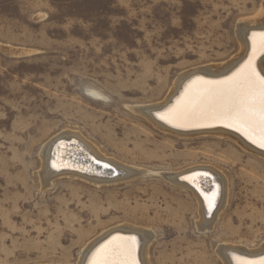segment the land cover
Wrapping results in <instances>:
<instances>
[{
	"label": "rangeland",
	"instance_id": "obj_1",
	"mask_svg": "<svg viewBox=\"0 0 264 264\" xmlns=\"http://www.w3.org/2000/svg\"><path fill=\"white\" fill-rule=\"evenodd\" d=\"M263 2L0 0V264H76L121 224L150 229L151 264H224L222 243L258 248L264 160L227 137L159 129L136 109L163 101L183 71L235 57L238 23ZM66 131L143 173L45 184L42 149ZM196 165L226 180L209 231L190 189L164 177Z\"/></svg>",
	"mask_w": 264,
	"mask_h": 264
},
{
	"label": "bare ground",
	"instance_id": "obj_2",
	"mask_svg": "<svg viewBox=\"0 0 264 264\" xmlns=\"http://www.w3.org/2000/svg\"><path fill=\"white\" fill-rule=\"evenodd\" d=\"M256 11L255 16L241 19L242 22L238 23V30L236 32L238 33L239 51L235 57L222 64L200 66L183 71L178 74V77L174 80L175 82L173 81V87L163 101L151 104L150 106L139 107L136 111H140L144 116L149 118L159 129L161 128L182 136L215 135L227 137L239 146L241 150L251 152L264 160V147H260V133L258 130L250 136L244 130L238 131L236 127H228L225 123L219 121L200 120L195 117H188L183 120L161 119V116L166 114L170 109L183 107L186 88L190 87L193 94L210 88L213 85L205 84L203 81L216 82L224 80L236 72L252 56H254L253 63L256 71L264 75V35H262L264 34V2L259 5ZM198 77L202 78V81H197ZM93 94L98 95L97 93ZM254 140L256 142H253ZM75 154L79 157L76 158ZM72 156L76 159H70ZM41 159L42 167H40L42 169L40 174L45 184L52 177L59 175H72L81 179H88L89 181H104L105 183V181L110 182L111 179L115 181L119 177L126 178L131 177L132 174L143 173L141 170L134 169L135 167L124 166L106 157L85 138L70 131L63 132L47 142L42 149ZM96 161L109 164L110 167L104 168L101 164H97ZM54 164L56 167H53ZM118 170L121 172V176L119 177L114 179L110 176L107 179H104V176V178L102 177V175H115ZM94 171L99 172L94 173ZM203 172H208L219 186L218 196L215 199L214 206L211 208L204 201L200 192L197 191L199 185L193 186L192 183L181 179L183 176L190 177L193 173ZM164 177L190 189L198 204L200 215L197 222L198 228L201 231L211 230L215 217L226 201L225 191L227 187L223 174L211 166L196 165L183 171H178L175 174L165 173ZM204 187L208 186L204 185ZM142 228H138L136 225L121 224L102 232L85 243L76 264H89L94 258H98L96 257L97 251L110 241H113L115 237H122L124 239L134 237V258L136 264H151L149 259V244L153 236L150 229ZM250 249L222 243L217 252L224 264H240V261H248L250 264H261V261H264V242L258 248Z\"/></svg>",
	"mask_w": 264,
	"mask_h": 264
},
{
	"label": "snow or ice",
	"instance_id": "obj_3",
	"mask_svg": "<svg viewBox=\"0 0 264 264\" xmlns=\"http://www.w3.org/2000/svg\"><path fill=\"white\" fill-rule=\"evenodd\" d=\"M253 60L254 56L250 57L236 72L222 81H203L213 85L203 91L193 94L190 87L186 88L183 107L170 109L161 119L183 120L195 117L200 120L219 121L228 127H236L238 131L244 130L250 136L258 130L260 147H264V75L256 71ZM197 81H202V78L198 77ZM96 163L104 168L110 167L100 161ZM181 179L193 186L199 185L197 191L204 201L209 208L214 206L219 186L208 172L193 173L190 177L183 176ZM134 250V237H115L97 251L98 258H94L89 264H136ZM240 264L250 262L240 261Z\"/></svg>",
	"mask_w": 264,
	"mask_h": 264
},
{
	"label": "water",
	"instance_id": "obj_4",
	"mask_svg": "<svg viewBox=\"0 0 264 264\" xmlns=\"http://www.w3.org/2000/svg\"><path fill=\"white\" fill-rule=\"evenodd\" d=\"M75 157H77L76 155H75ZM70 159H76V158H73V156H72V158L70 157ZM66 168V167H65ZM69 169H71V168H69ZM88 170V169H87ZM89 171V170H88ZM96 172H99V171H94V173H96Z\"/></svg>",
	"mask_w": 264,
	"mask_h": 264
}]
</instances>
